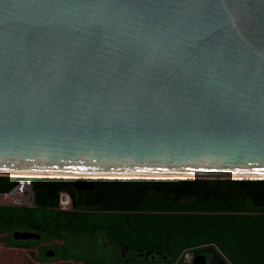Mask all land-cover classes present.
I'll use <instances>...</instances> for the list:
<instances>
[{"label":"water","instance_id":"obj_1","mask_svg":"<svg viewBox=\"0 0 264 264\" xmlns=\"http://www.w3.org/2000/svg\"><path fill=\"white\" fill-rule=\"evenodd\" d=\"M0 175L264 178V0H0Z\"/></svg>","mask_w":264,"mask_h":264},{"label":"trees","instance_id":"obj_2","mask_svg":"<svg viewBox=\"0 0 264 264\" xmlns=\"http://www.w3.org/2000/svg\"><path fill=\"white\" fill-rule=\"evenodd\" d=\"M16 180L0 175V191ZM31 180L36 206L0 215V225L16 219L58 239L101 234L117 251L110 261L64 256L55 264H167L185 248L204 254L207 264H264V178H95L91 189L74 188L72 178ZM62 190L70 194L69 209L58 208Z\"/></svg>","mask_w":264,"mask_h":264},{"label":"rangeland","instance_id":"obj_3","mask_svg":"<svg viewBox=\"0 0 264 264\" xmlns=\"http://www.w3.org/2000/svg\"><path fill=\"white\" fill-rule=\"evenodd\" d=\"M22 207L15 205H0V215L5 219V217H14L16 213L21 211ZM39 212V210H38ZM3 219L0 229L6 231V242H19L24 244L31 245L30 248L34 250V253H29L27 255L26 261L22 260L20 257L21 253L12 250V253L4 252L5 249L2 248L0 252V264H28L32 260L38 262H47L48 264H55L59 261H53L54 257H81V260L84 261H94L99 259H106L107 261L111 260V253L117 255L116 250L111 247H104L106 239L100 238L95 239L89 233L78 234L72 232H66L64 238L58 239L53 238L49 233L46 232H37L32 227L28 226L27 222H22L23 224H18L21 222L12 219L10 223H6ZM18 224V225H16ZM15 231H30L33 233H38L40 236L30 237V238H14L13 233ZM10 250V251H11ZM51 250L54 255H47V251ZM14 252V253H13ZM29 252V251H28ZM17 253V254H16ZM16 254V255H12ZM15 256V257H12ZM63 259V258H62ZM61 259V260H62ZM60 260V261H61Z\"/></svg>","mask_w":264,"mask_h":264},{"label":"built area","instance_id":"obj_4","mask_svg":"<svg viewBox=\"0 0 264 264\" xmlns=\"http://www.w3.org/2000/svg\"><path fill=\"white\" fill-rule=\"evenodd\" d=\"M0 205H15L24 207H35L34 191L31 176H18L15 183L0 191ZM71 197L67 191H59L58 208L69 209ZM194 258L193 248L183 249L177 258L176 264H192Z\"/></svg>","mask_w":264,"mask_h":264},{"label":"crops","instance_id":"obj_5","mask_svg":"<svg viewBox=\"0 0 264 264\" xmlns=\"http://www.w3.org/2000/svg\"><path fill=\"white\" fill-rule=\"evenodd\" d=\"M105 238L106 239V241H105V244H103V246L104 247H113L111 244V241L109 240V239H107L105 236H102L101 234H98L97 235V239H100V238ZM96 239V238H95ZM8 243L7 242H2V241H0V245L2 246V248L3 249H5L4 250V252H7V253H12V250H14V251H17V253H21V254H24V257H21V258H24V260L26 259L25 257H26V255H29V253H32L34 250L32 249V248H30V247H22V246H9V245H7ZM114 247H116L117 248V246L115 245ZM2 248H0V252H1V250H2ZM12 249V250H11ZM113 250H114V248H112ZM11 250V251H10ZM116 250V249H115ZM29 251V252H28ZM117 252V251H116ZM14 253V252H13ZM16 253V254H17ZM16 254H12V255H16ZM52 255H54V254H52ZM51 255V256H52ZM111 255H112V253H111ZM194 255H195V253H194ZM199 255H203L204 256V258H205V264H207V258H206V256L204 255V254H199ZM114 256H117V255H114ZM12 257H15V256H12ZM58 257V256H57ZM120 257V256H119ZM63 258V256L62 257H58V259H55V257L53 258V261H59V260H61ZM112 258H115V257H112L111 256V260H113ZM177 258H178V256L174 259V260H172L171 262H169V263H167V264H176L177 263ZM31 259V262H33L34 260H32V258H30ZM79 263L81 262V260L80 261H78ZM77 264V263H76ZM129 264H139V263H136V262H134V261H132L131 263H129ZM154 264H162V263H154Z\"/></svg>","mask_w":264,"mask_h":264}]
</instances>
